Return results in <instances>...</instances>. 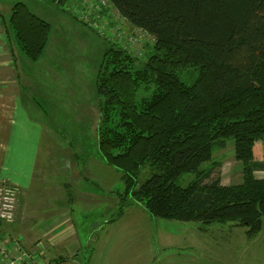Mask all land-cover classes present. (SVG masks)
<instances>
[{
    "label": "trees",
    "instance_id": "16d2710c",
    "mask_svg": "<svg viewBox=\"0 0 264 264\" xmlns=\"http://www.w3.org/2000/svg\"><path fill=\"white\" fill-rule=\"evenodd\" d=\"M109 1L153 37L138 68L133 51L118 40L121 46L105 49L96 74L99 156L124 184L115 218L129 198L154 217L202 227L231 222L254 236L264 217V178L254 175L264 170V159L253 151L256 141L264 143V0ZM7 22L4 31L36 61L49 22L21 1ZM183 71L189 82L178 76ZM149 83L154 90L136 100L138 88ZM230 138L242 181L223 185L203 164ZM184 173L193 176L180 185Z\"/></svg>",
    "mask_w": 264,
    "mask_h": 264
},
{
    "label": "rangeland",
    "instance_id": "374dc122",
    "mask_svg": "<svg viewBox=\"0 0 264 264\" xmlns=\"http://www.w3.org/2000/svg\"><path fill=\"white\" fill-rule=\"evenodd\" d=\"M18 1L50 24L45 50L34 62L20 50L13 34L4 31L12 5ZM0 14V30L8 38V48L14 49L22 101L32 121L42 127L38 162L43 164L46 151L50 156L48 166L58 179L65 181L72 173L81 175L66 182L74 192L70 206L72 219L80 224L76 231L81 256H85L82 264H264V217L260 230L248 237L246 227L231 222L202 227L198 221L154 217L141 203L127 198L122 216L115 224H107L111 218L116 219L124 184L121 173L99 156L96 74L105 49L121 46L118 40L129 48L134 45L128 50L137 57L134 68H138L149 57L150 34L127 21L109 0H0ZM112 26L120 39L113 34ZM134 34L144 42L130 40ZM57 74H61L63 83H59ZM178 76L185 80V71ZM154 88L153 83L140 86L136 100ZM253 151L255 159H264L263 142L256 141ZM203 166H212L211 178H219L223 185L242 181V164L235 159L231 138L215 147L212 159ZM148 174V168L141 170L138 183ZM254 175L264 178V170ZM192 176L184 173L178 183L184 185ZM80 184L92 195L93 203L88 208L75 196ZM89 209L92 213L88 215L85 211Z\"/></svg>",
    "mask_w": 264,
    "mask_h": 264
},
{
    "label": "crops",
    "instance_id": "0c3cea01",
    "mask_svg": "<svg viewBox=\"0 0 264 264\" xmlns=\"http://www.w3.org/2000/svg\"><path fill=\"white\" fill-rule=\"evenodd\" d=\"M2 21L0 14V28ZM111 30L118 38L117 29L112 26ZM4 33L0 30V180L17 185L19 192L14 221H0V241L18 240L26 250L36 252L43 264H82L85 256H81L82 246L76 231L80 224L72 219L70 206L74 192L70 182H66L81 175L72 173L65 181L58 179L48 166L50 156L46 151L43 164L38 162V135L41 137L42 127L27 114L20 77L14 67V49L8 48L10 44ZM124 38L127 39V34ZM57 76L59 83H63L61 74ZM75 196L84 207L93 203L83 184ZM85 212L92 213L90 209ZM117 220L111 218L107 224H115Z\"/></svg>",
    "mask_w": 264,
    "mask_h": 264
},
{
    "label": "built area",
    "instance_id": "2783aa9c",
    "mask_svg": "<svg viewBox=\"0 0 264 264\" xmlns=\"http://www.w3.org/2000/svg\"><path fill=\"white\" fill-rule=\"evenodd\" d=\"M129 37L132 41H139L135 34ZM17 198L18 187L5 180H0V221L5 223L14 221ZM43 263L36 252L26 250L18 240L0 241V264Z\"/></svg>",
    "mask_w": 264,
    "mask_h": 264
}]
</instances>
